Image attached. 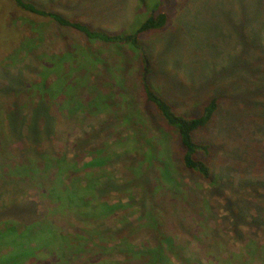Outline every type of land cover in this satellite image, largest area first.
<instances>
[{
  "label": "rangeland",
  "instance_id": "374dc122",
  "mask_svg": "<svg viewBox=\"0 0 264 264\" xmlns=\"http://www.w3.org/2000/svg\"><path fill=\"white\" fill-rule=\"evenodd\" d=\"M30 1L121 34L133 33L151 15H167L168 21L162 28L140 34L142 48L137 49L129 44L90 40L74 28L59 26L48 17L20 9L14 0H0V101L9 105L13 100L29 102L30 96L26 98L22 94L14 99L9 94L19 92L15 86L24 80L31 83L39 77L41 62L31 60L30 54L39 55L45 65L56 69V73L49 71L45 79L47 86L75 85L82 93H78L80 97H69L74 105L68 108H74L79 98H101L100 111L88 113L83 121L78 119L73 128L69 127L72 138L88 129L96 117L103 121L94 131L91 149L104 146L113 153L126 148L131 161L136 162L131 165L138 175L129 171L127 189L105 197L114 203L135 195L130 208L105 216V220L109 232L117 226L126 228L127 242L135 246L136 253L127 257L126 252L116 249L107 256L123 264H141L139 248L143 243L155 244L158 233L148 226L149 216L157 218L160 232L172 236L181 246L182 256L195 255V263L205 262L209 242L216 244L215 251L222 259L229 251L246 255L245 244L250 238L262 236L263 227L241 226L237 235L238 222L229 214L225 203L226 198L231 200L241 192L247 199L254 197L235 183L226 181L220 188L219 184L210 185L179 169L180 162L176 160H180V147L170 134L164 133L162 140L159 139L158 126L163 127L162 120L155 107L145 100L143 76L178 112L187 115L198 112L212 95L221 94L220 114L195 134L196 140L211 141L230 152L231 156L227 155L229 152L217 155V166H230L233 172L234 168L238 171L247 168L254 175H264V138L255 134L257 124L263 119L246 99L252 95L255 105H258L256 101L264 102L261 97L264 94V0ZM254 81L260 84L261 89L257 90L261 95L241 92V86L251 90ZM153 146L169 149L176 163L175 167L170 166L171 175L167 179L160 175L157 163L155 168L148 169L155 166L147 161ZM21 148L18 141L7 142L0 148L2 171L20 161ZM115 162L119 164V158ZM113 168L112 164L110 169ZM117 176L121 179L120 173ZM144 182V192L149 198L146 202L141 200ZM32 199L28 200L30 207L35 205ZM150 200L154 207L148 210ZM143 207L148 212L140 219ZM114 244L110 240L108 245L113 248ZM171 257L179 263L174 254ZM248 259V256L240 258V264H262L259 257L252 262Z\"/></svg>",
  "mask_w": 264,
  "mask_h": 264
},
{
  "label": "trees",
  "instance_id": "16d2710c",
  "mask_svg": "<svg viewBox=\"0 0 264 264\" xmlns=\"http://www.w3.org/2000/svg\"><path fill=\"white\" fill-rule=\"evenodd\" d=\"M14 1L20 9L48 17L59 26L74 28L90 40L129 44L137 49L142 48L140 34L160 29L168 21L166 13H159L149 16L133 33H112L63 12L43 8L30 0ZM30 57L33 61L41 62V74L31 83L24 80L21 85L15 86L19 91L15 95L9 94L14 99L22 94L26 98L30 96L29 102L23 104L13 100L9 105L0 101V148L10 141H18L22 146L20 161L8 166L6 171L0 168V264H123L111 259L107 253L120 249L128 257L130 253H136L135 246L127 242L126 228L124 230L117 226L115 231L109 232L105 216L130 208L135 195L130 194L127 201L119 199L114 203H110L105 197L112 192L121 193L127 189L130 185L126 181L131 175L129 171L138 175V171L131 165L136 162L131 161V153L126 148L113 153L104 146L91 149V144L95 142L94 131L103 121L96 117L88 129L72 138L69 127L75 126L78 119L83 121L88 113L100 111L101 98H79L74 108H68L74 105L69 97L82 94L77 90L78 87L47 86L45 79L50 74L49 71L54 72L56 69L45 65L39 55L30 54ZM56 77L55 82L58 83L60 79L57 74ZM17 78L19 74L16 75V80ZM254 85L251 90L242 86L240 90L243 93L253 91L261 95L257 90L261 89L260 84L254 81ZM143 89L146 102L155 107L162 120L160 126L163 127L158 126V132L161 133L159 139L170 134L180 147V160L176 161L180 162L179 169L182 172L195 174L210 185L219 184L220 188L225 186L226 181L235 183L239 189L254 197L247 199L243 192L234 194L231 200L226 198L225 206L238 222L237 235L241 226L249 229L262 226V236L249 239L245 244L246 255L229 251L224 259L217 255L214 248L216 244L209 242V255L203 264H240V258L247 256V261L252 262L259 257L264 264V241L261 240L264 239V175H254L247 168L242 171L234 168L233 172L230 166H217V155L220 152L227 154L229 151L222 145L206 140L200 143L195 138L199 130L209 126L220 114L221 94L212 95L198 112L187 115L178 112L145 76ZM261 97L264 99V94ZM247 98V102L262 116L263 120L257 124L255 134L264 138V102L260 101L259 104L256 101L258 105H255L254 96ZM82 141L86 143L82 144ZM87 149L89 151L86 152ZM150 151L149 158L147 157L149 164L157 163L160 175L165 179L169 178L170 166L175 167L176 164L171 159L169 149L153 146ZM227 155L231 156L230 152ZM118 158L119 164L115 162ZM80 163L82 166H79ZM112 164L114 168L110 169ZM155 167L156 165L148 169ZM117 173L121 174L119 180ZM141 188V200L146 202L149 199L144 192L146 182L141 184ZM31 190L34 192H30ZM31 198L35 201L32 207L28 204ZM25 204L27 207L24 209ZM149 206L148 210L154 207L153 201H149ZM143 208L144 213L140 219L148 212ZM148 221V226L158 233L155 244L143 243L139 248L137 253L141 264H199L193 261V254L182 256V248L175 239L158 230L157 218L149 216ZM205 235L208 236L207 233ZM109 237L115 243L113 248L108 245ZM172 254L179 263L172 259Z\"/></svg>",
  "mask_w": 264,
  "mask_h": 264
}]
</instances>
